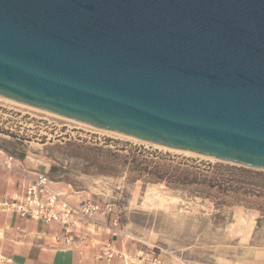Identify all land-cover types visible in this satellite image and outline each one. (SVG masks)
<instances>
[{
	"label": "water",
	"instance_id": "water-1",
	"mask_svg": "<svg viewBox=\"0 0 264 264\" xmlns=\"http://www.w3.org/2000/svg\"><path fill=\"white\" fill-rule=\"evenodd\" d=\"M0 97L264 171V0H0Z\"/></svg>",
	"mask_w": 264,
	"mask_h": 264
},
{
	"label": "rangeland",
	"instance_id": "rangeland-1",
	"mask_svg": "<svg viewBox=\"0 0 264 264\" xmlns=\"http://www.w3.org/2000/svg\"><path fill=\"white\" fill-rule=\"evenodd\" d=\"M0 147L12 155L0 150L13 159L10 168L26 176L45 174L66 196L99 205L87 231H81L101 232L115 241L109 249L112 258H127L130 264H264V212L254 206L264 211V198L243 203L217 191L209 192L210 199L201 198L195 188L140 178L131 160H155L149 153H156L193 162L200 170L208 164L244 167L157 148L2 101ZM5 214L10 212L0 207V229ZM4 238L0 230V264H7Z\"/></svg>",
	"mask_w": 264,
	"mask_h": 264
},
{
	"label": "crops",
	"instance_id": "crops-1",
	"mask_svg": "<svg viewBox=\"0 0 264 264\" xmlns=\"http://www.w3.org/2000/svg\"><path fill=\"white\" fill-rule=\"evenodd\" d=\"M5 155L0 151V200L11 198L19 193L20 182L27 177L20 169H12ZM14 167V166H12ZM58 187V188H57ZM54 188L61 191L59 186ZM66 195V194H65ZM72 201L80 199L67 195ZM1 231L4 232V258L7 264H130L127 258L114 257L107 260L102 252L114 249V242L101 232L68 237L56 225H42L34 221L15 218L5 214ZM117 253V252H116ZM123 253V252H121Z\"/></svg>",
	"mask_w": 264,
	"mask_h": 264
},
{
	"label": "trees",
	"instance_id": "trees-1",
	"mask_svg": "<svg viewBox=\"0 0 264 264\" xmlns=\"http://www.w3.org/2000/svg\"><path fill=\"white\" fill-rule=\"evenodd\" d=\"M0 150L12 156L1 147ZM149 155L155 160H131L140 178L146 176L151 182H162L172 188H195L197 189L194 192L195 195L201 198L210 199L209 192L211 191L224 195L231 194L236 199L240 197L243 203L247 202L246 199L264 198V172L221 165L210 166L209 164L205 169L200 170L193 162L189 163L185 159L176 161L166 159L165 156L156 153H149ZM254 206L264 212L260 204Z\"/></svg>",
	"mask_w": 264,
	"mask_h": 264
},
{
	"label": "built area",
	"instance_id": "built-area-1",
	"mask_svg": "<svg viewBox=\"0 0 264 264\" xmlns=\"http://www.w3.org/2000/svg\"><path fill=\"white\" fill-rule=\"evenodd\" d=\"M11 161L7 157V162ZM54 185L45 174L27 176L19 184V193L3 199L0 207L20 220L56 225L68 237L79 236L87 228L88 220L98 215L99 205L87 199L72 201ZM101 255L107 260L113 257L109 250Z\"/></svg>",
	"mask_w": 264,
	"mask_h": 264
},
{
	"label": "bare ground",
	"instance_id": "bare-ground-1",
	"mask_svg": "<svg viewBox=\"0 0 264 264\" xmlns=\"http://www.w3.org/2000/svg\"><path fill=\"white\" fill-rule=\"evenodd\" d=\"M0 101H2V102H6V103L11 104V105H15V106H19V107L28 108V109H31V110L41 111V110L35 109V108H33V107H30V106H27V105H24V104H20V103H17V102H14V101H11V100H8V99H5V98H2V97H0ZM42 112H43V111H42ZM45 113H47V112H45ZM47 114H50V113H47ZM51 115H53V114H50V116H51ZM55 116H56V115H55ZM58 118H59V116H58ZM60 118H62V117H60ZM63 119H65V118H63ZM67 120H68V119H67ZM69 121H71V120H69ZM72 122H74V121H72ZM75 123L80 124V125H82V126H87V125H84V124H81V123H78V122H75ZM87 127H90V126H87ZM95 129H96V128H95ZM96 130H99V131H101V132L111 133V132L104 131V130H100V129H96ZM111 134H114V133H111ZM114 135L121 136V135H118V134H114ZM121 137L128 138V139H131V140H134V141H137V140L132 139V138H129V137H125V136H121ZM138 142H139V141H138ZM141 143H143V142H141ZM144 144H147V143H144ZM153 146H154V145H153ZM154 147L162 148V147H158V146H154ZM162 149H165V148H162ZM165 150H167V149H165ZM169 151H170V150H169ZM175 152H176V151H175ZM183 154H185V155H189V156H195V155H192V154H189V153H183ZM204 159H207V158H204ZM207 160H211V161H212V159H207Z\"/></svg>",
	"mask_w": 264,
	"mask_h": 264
}]
</instances>
